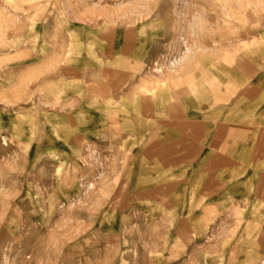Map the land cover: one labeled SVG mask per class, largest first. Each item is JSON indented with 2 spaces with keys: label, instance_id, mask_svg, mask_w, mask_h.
<instances>
[{
  "label": "rangeland",
  "instance_id": "1",
  "mask_svg": "<svg viewBox=\"0 0 264 264\" xmlns=\"http://www.w3.org/2000/svg\"><path fill=\"white\" fill-rule=\"evenodd\" d=\"M248 65L264 68V0H0V264H264V168L234 207L204 200L192 218L208 221L177 240L179 168L140 159L164 149L184 98L189 121L221 124ZM186 78L206 101L177 95Z\"/></svg>",
  "mask_w": 264,
  "mask_h": 264
},
{
  "label": "crops",
  "instance_id": "2",
  "mask_svg": "<svg viewBox=\"0 0 264 264\" xmlns=\"http://www.w3.org/2000/svg\"><path fill=\"white\" fill-rule=\"evenodd\" d=\"M258 70L252 73L251 68L246 72L230 73L229 81L233 86L249 83L251 87L238 94L237 100L226 113H220L221 109L217 110L219 114H215L214 120L221 121V124L212 126L210 123L213 120L212 117L201 118L199 122L189 121L192 117L188 112L192 110L188 98H184L181 105H170L169 111L179 119L172 126L174 127L172 130L165 129L166 142L162 140L165 143L164 149L160 150L157 144L158 147L150 148L140 157V159L153 161V168L158 167V164L169 169L179 168L173 173L175 178L172 190L174 193L171 194L173 203L169 206L180 209L178 217H171L172 221L177 223L175 232L177 240L192 238L193 224L208 221L205 216L196 218V221L192 218V213L197 207L206 206L205 203L203 204L204 200L212 197L218 201V206L234 207L248 190L253 189L251 186L254 184V179L258 178L257 170L264 168V68L260 67ZM189 79H184V84L188 83L177 95H184L186 90L195 91L200 99L203 97L206 101L208 98L202 84L203 80L197 81L192 78L190 82ZM251 80L254 82L253 86L250 83ZM157 83L160 84L159 81ZM215 96L218 100L222 94L217 90ZM138 100L136 99L137 103L131 105V108L140 113L144 105L141 100ZM153 107L152 111H158L157 105ZM256 114L257 121L252 123ZM131 122L140 134L143 133L144 127H154L156 120H152L151 123ZM93 142L107 145L112 141L110 137L104 136L94 139ZM160 146L163 147V145ZM107 153L108 151L104 152V154ZM155 172L157 171L153 170L150 173L151 176H156ZM261 180L263 187L264 174ZM154 195L151 197L148 193L144 202L149 201V197H155ZM150 202L155 204L153 200ZM134 205L141 206L139 203ZM182 254L179 253V256L185 255ZM169 264L172 262L170 261Z\"/></svg>",
  "mask_w": 264,
  "mask_h": 264
}]
</instances>
